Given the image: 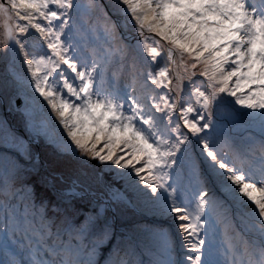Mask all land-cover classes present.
<instances>
[{
    "label": "snow or ice",
    "instance_id": "obj_1",
    "mask_svg": "<svg viewBox=\"0 0 264 264\" xmlns=\"http://www.w3.org/2000/svg\"><path fill=\"white\" fill-rule=\"evenodd\" d=\"M0 264H264V0H0Z\"/></svg>",
    "mask_w": 264,
    "mask_h": 264
},
{
    "label": "trees",
    "instance_id": "obj_2",
    "mask_svg": "<svg viewBox=\"0 0 264 264\" xmlns=\"http://www.w3.org/2000/svg\"><path fill=\"white\" fill-rule=\"evenodd\" d=\"M0 70H2V69H0ZM3 111V107L2 106H0V112H2Z\"/></svg>",
    "mask_w": 264,
    "mask_h": 264
}]
</instances>
